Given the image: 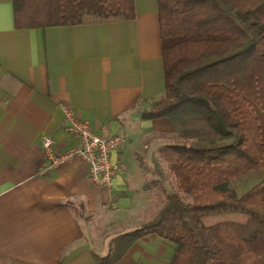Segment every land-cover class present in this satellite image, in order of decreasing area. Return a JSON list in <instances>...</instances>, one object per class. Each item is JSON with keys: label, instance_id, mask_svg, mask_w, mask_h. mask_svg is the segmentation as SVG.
I'll list each match as a JSON object with an SVG mask.
<instances>
[{"label": "crops", "instance_id": "crops-1", "mask_svg": "<svg viewBox=\"0 0 264 264\" xmlns=\"http://www.w3.org/2000/svg\"><path fill=\"white\" fill-rule=\"evenodd\" d=\"M133 2L131 20L16 29L11 0H0V264H97L160 208L123 163L128 142L174 134L166 119L140 118L164 93L163 64L157 0ZM61 106L96 134L126 135L112 189L92 184L79 158L40 173L44 138L61 152L77 145ZM174 250L150 234L113 264H169Z\"/></svg>", "mask_w": 264, "mask_h": 264}, {"label": "trees", "instance_id": "trees-1", "mask_svg": "<svg viewBox=\"0 0 264 264\" xmlns=\"http://www.w3.org/2000/svg\"><path fill=\"white\" fill-rule=\"evenodd\" d=\"M11 3L16 29L134 18L133 0ZM157 3L164 93L140 118L166 119L173 130L177 142L159 150L173 189L97 264H113L150 234L174 245L169 264H264V0ZM257 172L253 184L233 187Z\"/></svg>", "mask_w": 264, "mask_h": 264}, {"label": "built area", "instance_id": "built-area-1", "mask_svg": "<svg viewBox=\"0 0 264 264\" xmlns=\"http://www.w3.org/2000/svg\"><path fill=\"white\" fill-rule=\"evenodd\" d=\"M61 108L68 121L66 131L76 137L77 145L61 152L54 148V141L51 138H44L41 147L45 166L40 173L47 174L79 158L85 163L86 173L92 184L112 189L115 168L111 163V155L127 143L126 135L124 133L109 135L105 130L101 134H96L87 122L74 117L70 109L63 106Z\"/></svg>", "mask_w": 264, "mask_h": 264}, {"label": "rangeland", "instance_id": "rangeland-1", "mask_svg": "<svg viewBox=\"0 0 264 264\" xmlns=\"http://www.w3.org/2000/svg\"><path fill=\"white\" fill-rule=\"evenodd\" d=\"M134 141L132 143L128 142L126 144L125 151H127V155L123 157V163H132V164L135 163V166L138 167L136 169L137 175L140 176L138 185L140 186L142 185L143 187L147 188V190L149 189L148 190L149 197L152 200L151 206H153L152 211L155 212V210L160 207L157 210V212L153 214V216L148 221L144 222L147 223L151 219H153L156 216V214L159 212V210L163 207V205L166 202V194L171 189H173L171 176L168 172L166 163L163 162L161 156L159 155V150L163 148L165 145L172 144L177 141L174 135L161 136L158 134H154V135L150 134L148 136H142L138 140L139 142L138 141L134 142ZM150 163L152 164L150 165ZM261 173L262 172L251 174L250 176H248V179L245 178V180L233 182L232 185L237 190L246 188L247 187L246 185L249 186L254 182H256L257 180H259L258 176ZM156 176L157 177L160 176L164 178V180L166 181L165 187L168 189H165V187L160 184ZM238 183H243L244 185L239 184L242 185L243 187H238L237 186ZM239 219L242 222L244 221V224H246L245 227H250L251 223H255L251 219L245 217H240ZM114 234L116 235L117 232H115Z\"/></svg>", "mask_w": 264, "mask_h": 264}]
</instances>
